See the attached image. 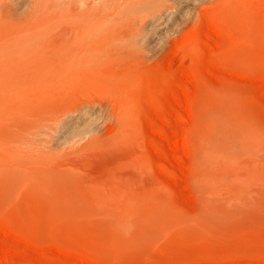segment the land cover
Masks as SVG:
<instances>
[{
  "label": "rangeland",
  "instance_id": "1",
  "mask_svg": "<svg viewBox=\"0 0 264 264\" xmlns=\"http://www.w3.org/2000/svg\"><path fill=\"white\" fill-rule=\"evenodd\" d=\"M0 264H264V0H0Z\"/></svg>",
  "mask_w": 264,
  "mask_h": 264
},
{
  "label": "bare ground",
  "instance_id": "2",
  "mask_svg": "<svg viewBox=\"0 0 264 264\" xmlns=\"http://www.w3.org/2000/svg\"><path fill=\"white\" fill-rule=\"evenodd\" d=\"M96 19V18H95Z\"/></svg>",
  "mask_w": 264,
  "mask_h": 264
}]
</instances>
